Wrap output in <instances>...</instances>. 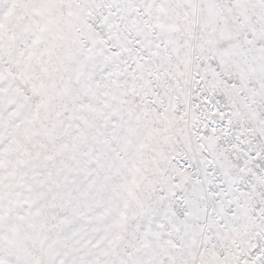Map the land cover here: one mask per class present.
Returning <instances> with one entry per match:
<instances>
[{
	"label": "snow or ice",
	"instance_id": "snow-or-ice-1",
	"mask_svg": "<svg viewBox=\"0 0 264 264\" xmlns=\"http://www.w3.org/2000/svg\"><path fill=\"white\" fill-rule=\"evenodd\" d=\"M0 264H264V0H0Z\"/></svg>",
	"mask_w": 264,
	"mask_h": 264
}]
</instances>
